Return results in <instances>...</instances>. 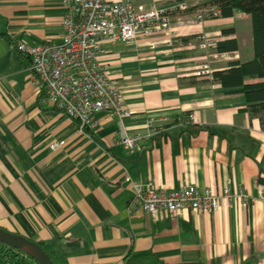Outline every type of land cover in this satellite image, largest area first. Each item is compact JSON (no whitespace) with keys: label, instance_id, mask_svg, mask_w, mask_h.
<instances>
[{"label":"crops","instance_id":"1","mask_svg":"<svg viewBox=\"0 0 264 264\" xmlns=\"http://www.w3.org/2000/svg\"><path fill=\"white\" fill-rule=\"evenodd\" d=\"M61 13V0H0V226L61 252L67 264H264V129L244 108L240 86L211 78L252 58L249 14L201 22L180 15L165 34L102 41L97 59L130 111L122 127L139 136L126 148L114 113L100 110L97 126L80 130L40 102L29 59L15 44H58ZM198 34L233 38L236 48L204 49ZM200 65L209 76L195 74ZM186 122L201 127L181 128ZM148 181L245 196L223 199L212 212L159 211L151 219L126 206L131 185Z\"/></svg>","mask_w":264,"mask_h":264},{"label":"built area","instance_id":"2","mask_svg":"<svg viewBox=\"0 0 264 264\" xmlns=\"http://www.w3.org/2000/svg\"><path fill=\"white\" fill-rule=\"evenodd\" d=\"M61 41L58 44L27 43L16 41V49L27 55L32 82L40 91V102L59 109L76 121L80 130L95 128V114L107 110L119 117V142L131 148L139 136L128 133L120 119L130 114L123 103L119 84L110 80L97 53L104 39L128 41L138 35L152 36L170 31L174 12L187 6L181 2L159 5L155 2L134 4L132 0H61ZM195 21L220 15L217 6L201 7L190 14ZM204 49L214 46L215 40L203 34L196 36ZM196 75H208L210 70L200 65ZM187 118H192L188 113ZM62 140L51 141V149L62 145ZM258 188L260 184H256ZM232 196L244 198L241 191L231 193L227 187L216 192L210 187L184 184L177 188H157L149 181L133 183L127 199V209L140 207L151 219L156 213L177 212L187 209L212 212L219 208L221 200Z\"/></svg>","mask_w":264,"mask_h":264},{"label":"trees","instance_id":"3","mask_svg":"<svg viewBox=\"0 0 264 264\" xmlns=\"http://www.w3.org/2000/svg\"><path fill=\"white\" fill-rule=\"evenodd\" d=\"M217 6L220 15L229 16L233 10L246 12L251 20L252 48L251 59L238 62L231 61L223 69L213 70L211 78L218 80L223 86H240L244 94L245 109L250 115L257 116L260 126L264 129V0H201L193 6L186 7L173 13V15H188L201 7ZM231 28H223L222 32H231ZM215 50H233L236 41L227 38L215 41ZM201 126L182 123L181 128L196 130ZM257 180L261 181L260 176ZM46 251L53 264H67L61 252L46 247L42 242L36 241ZM0 264H38L31 256L22 250L0 241Z\"/></svg>","mask_w":264,"mask_h":264},{"label":"water","instance_id":"4","mask_svg":"<svg viewBox=\"0 0 264 264\" xmlns=\"http://www.w3.org/2000/svg\"><path fill=\"white\" fill-rule=\"evenodd\" d=\"M0 241L22 250L38 264H53L40 244L20 233L9 231L0 226Z\"/></svg>","mask_w":264,"mask_h":264}]
</instances>
